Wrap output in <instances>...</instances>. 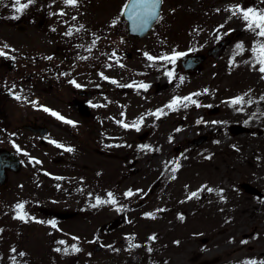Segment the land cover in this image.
Returning <instances> with one entry per match:
<instances>
[{
    "label": "rangeland",
    "instance_id": "obj_1",
    "mask_svg": "<svg viewBox=\"0 0 264 264\" xmlns=\"http://www.w3.org/2000/svg\"><path fill=\"white\" fill-rule=\"evenodd\" d=\"M125 1L77 0L72 6L33 0L17 13L14 0H0V74L11 57L22 66L25 59L35 62L38 53L54 51V37L46 40V28L39 25L49 18L67 33L64 60L85 53L81 30L85 38L89 30L95 85L103 74L111 80V101L95 112L90 133L85 126L80 130L81 119L76 135L56 129L72 151L60 147L62 155H35L41 158L35 169L24 160L0 184V264H137L134 251L119 257L108 248L106 234L120 248L142 244L140 264H264V73L252 52L264 38L233 15L237 5L264 10V0H164L160 18L142 38L127 33ZM223 38L229 44L222 56L206 54ZM114 48L125 71L102 62ZM168 52L206 57L190 70L178 56L168 62L169 77L161 75L159 59ZM141 83L146 91L137 90ZM23 88L17 83L11 89L21 94ZM4 96L0 119H10L12 111L19 115L16 101ZM189 96L195 104L183 99ZM237 97L243 102L232 104ZM120 98L130 102L126 128L119 122ZM176 98L175 108L167 107ZM235 123L251 131L234 134ZM200 135L207 138L189 144ZM246 186L260 188L262 196ZM128 191L133 195L126 196ZM108 193L115 204L93 207L97 197L108 200ZM18 203L24 204L26 221L16 218ZM98 243L105 248L96 249Z\"/></svg>",
    "mask_w": 264,
    "mask_h": 264
},
{
    "label": "flooded vegetation",
    "instance_id": "obj_2",
    "mask_svg": "<svg viewBox=\"0 0 264 264\" xmlns=\"http://www.w3.org/2000/svg\"><path fill=\"white\" fill-rule=\"evenodd\" d=\"M31 20L32 18L30 17L29 21L31 22ZM49 22V18L44 19L40 21L39 25L46 28L45 31L48 35V38H45L46 40L51 42V37H54V51H51L50 54L44 53L40 55L38 53V56L35 57L37 59L35 62L25 59L22 66L16 65L14 58L11 57L10 65L0 74L1 105H4L3 103L7 101V97L4 96L7 94L9 98L16 101L14 104L18 106L17 110L19 112V115L16 116L15 111H12L10 119H0V148L7 149L13 152L14 155H18L22 164L24 160H26L32 168L37 166L38 161L41 159L35 155H62V150L60 147H57V144L61 145L63 148L74 149L72 145L68 146L62 143L56 129L76 135L78 131H75V126L80 123L79 119H81L83 125H80L82 126L80 130L85 126L88 129L86 132L90 133L91 129L95 127V112L98 110L101 112L104 111L102 110L104 109L103 106H107L111 101V97L107 96L109 95L108 89L111 85V80L109 79L110 75L106 73L109 75L107 77L103 74L101 84L95 85V78L93 76L94 60L93 57L90 56L91 47L89 45L92 41H89V30L86 31V38L83 36V30H81V43L84 45L83 48L85 53L78 56V58L66 57L65 59L72 63L69 65L70 63L62 57V38L66 37L67 34L62 29L65 28H63V26L61 28L60 25L53 26V24ZM69 25L70 24L66 25V27ZM71 35H75L74 32L71 31ZM29 52L30 51H28L27 58L31 57ZM120 54L121 52H118L115 48L103 54L107 57V59L102 60L103 63L107 64L106 68L109 69L111 65L113 68L116 67L120 71H125L124 62L120 57L119 59H115V57H118ZM130 54L129 52L127 53L128 56H130ZM166 54L167 56H172L170 52ZM0 57L5 58L4 55ZM82 57L86 58L82 59ZM162 57H164V55ZM160 61L161 75L167 76L169 73L168 69H170L168 60L161 59ZM100 67L98 66V70ZM98 73L100 72L98 71ZM72 81L75 83H72ZM17 83H22L24 85L21 94H15L11 89ZM144 84L145 83H141L137 85V90H144L141 86ZM76 85H79V87ZM17 96H19L20 99H16ZM99 98L100 101L98 100ZM118 102L119 107L122 109L119 122L122 126L121 128H126L124 125H127V121L129 120L128 109L126 108L129 106L130 102L121 98ZM75 106H77V108ZM45 108L50 111H45ZM78 109H82L81 111L86 114H80ZM3 110L4 108L2 107V111ZM52 112L57 113L59 117L63 119H59L57 116L52 115ZM71 112L73 114H71ZM108 118L109 116H106V119L110 121ZM68 121L72 123H68ZM132 122L140 123L138 119ZM113 124H116V122H113ZM138 138L140 139V136ZM43 160H45V158ZM11 172L13 171L10 170L9 175ZM57 213L58 212L55 214ZM110 230L111 227H107L106 233H109ZM106 235H108L106 237V239H108L106 241L108 248L112 246L111 248H114L116 252H118L119 257L124 256L126 252L134 251L135 255H132L133 261L140 264V246L142 244H128V246H125L127 249L120 248L116 246V241H111V235ZM133 245H138V247ZM103 247L105 248V244H103ZM129 259L131 260V258ZM126 260L128 261V258H126Z\"/></svg>",
    "mask_w": 264,
    "mask_h": 264
},
{
    "label": "snow or ice",
    "instance_id": "obj_3",
    "mask_svg": "<svg viewBox=\"0 0 264 264\" xmlns=\"http://www.w3.org/2000/svg\"><path fill=\"white\" fill-rule=\"evenodd\" d=\"M33 0H27V3H22L21 0H14L13 7L15 8V11L17 13L22 12L24 9H26ZM65 3L75 6L77 4V0H65ZM161 3V0H132V3L130 5H125V9H128L131 7L132 11L127 12V16L129 20L133 21V24L136 28H139L143 30L145 27H147L148 23L152 19L158 18L157 16V9L159 7V4ZM239 14L241 18L245 21L246 26L249 30L255 32L259 37L264 38V10H257L255 8H247L244 9L242 6L237 5L236 8L233 10V15ZM63 15V13H61ZM115 23V21L113 22ZM69 35H71V30L68 32ZM95 43V41H93ZM242 45H237V49H241ZM253 56L255 59V63L258 64L259 71L261 73H264V43H260L257 46H254L252 49ZM5 55L4 52L0 51V56ZM114 55V53H113ZM149 60H155L158 59L156 57L148 56L147 53L145 54ZM183 55V53H177L173 56H164V57H159V59H165L168 60L169 63H174L175 59L178 58V56ZM86 57H82V59H85ZM50 59V57H49ZM169 77H171L173 74L171 72L168 73ZM264 78V77H262ZM115 83V81H113ZM72 83H75L72 81ZM79 87V85H76ZM131 87V85H127ZM142 87H147L146 85H141ZM195 95H199L198 93ZM16 99H20L19 96L16 97ZM186 101H190L191 103L195 104L196 101L192 100L191 96L183 98ZM180 102L179 98L174 99L167 107L169 108H175V106ZM243 102V97H237L231 101L232 104H240ZM187 106V105H185ZM45 111H50L49 109L45 108ZM162 111V110H161ZM52 115L57 116L59 119H63L62 117H59V115L55 112H52ZM153 115H156L155 113ZM68 123H72L71 121H68ZM138 123L136 122L135 126L138 127ZM125 127H128V125H124ZM55 143V142H53ZM57 147H62L61 145L57 144ZM67 151H72V149L68 148L66 149ZM208 191H212V189H208ZM126 196H131L133 193L131 191H128L125 193ZM196 193H192V196H196ZM108 200H101L99 197L96 199V204L93 205L95 207L96 205L99 204H104V203H111L115 204L116 201L113 198L112 193H108ZM24 209V204L23 203H18L16 205V218L22 221H26L28 219L27 213L23 211ZM151 215V214H149ZM41 222L42 221H38ZM52 225V227H55V221H49ZM151 239H155V237H151ZM59 243L63 244L64 241H59ZM135 247H138V245H133ZM80 249L75 247L73 245V251H79ZM14 251V250H13ZM56 251H60L59 248L56 249ZM21 256L24 255V253H20ZM252 264H255V262H252Z\"/></svg>",
    "mask_w": 264,
    "mask_h": 264
},
{
    "label": "water",
    "instance_id": "obj_4",
    "mask_svg": "<svg viewBox=\"0 0 264 264\" xmlns=\"http://www.w3.org/2000/svg\"><path fill=\"white\" fill-rule=\"evenodd\" d=\"M132 3V0H127L126 4L130 5ZM125 4V5H126ZM162 4H163V0H161V3L159 4V7L157 9V16H160L161 13V9H162ZM132 9L131 7H129L128 9H125V7L123 8L122 11V15L123 17L127 20L128 22V30L131 34L134 35H138V36H144L146 33H148V31L152 28V26L154 25V23L156 22V19H152L149 21L147 27H145L143 30L136 28L133 24L132 20L128 19L127 16V12H131ZM228 43V39H224L221 40L218 45L213 46L212 49L209 50V54H213V56L218 57L220 55V53L222 52L224 46ZM203 55H186L182 58V63L184 65L185 68H191L194 69L197 65H199L202 61H203ZM77 108V106H75ZM80 111L81 114L85 115L86 113L81 111L82 109H78ZM230 130L232 133L234 134H238V133H243V132H248V130H250V128L244 124H240V123H235V124H231L230 125ZM207 138V135H201L197 138L192 139L191 141H189V144L192 145H199L201 144L205 139ZM8 169H13L14 171H18L20 169V161L18 159V157L16 155H10V153L7 150L4 149H0V184H3L4 182H6L7 178H8V173L7 170ZM246 189L252 193H256L258 195H262V192L257 189L256 187H248L246 186ZM58 216L61 217H67L70 214H62V213H58ZM102 245L98 244L96 246V249H101ZM203 264H206L203 263Z\"/></svg>",
    "mask_w": 264,
    "mask_h": 264
},
{
    "label": "bare ground",
    "instance_id": "obj_5",
    "mask_svg": "<svg viewBox=\"0 0 264 264\" xmlns=\"http://www.w3.org/2000/svg\"><path fill=\"white\" fill-rule=\"evenodd\" d=\"M131 34V33H130ZM132 35H134V34H132Z\"/></svg>",
    "mask_w": 264,
    "mask_h": 264
}]
</instances>
